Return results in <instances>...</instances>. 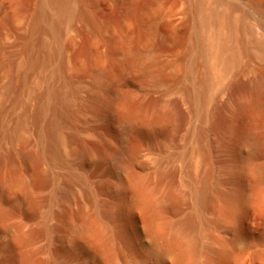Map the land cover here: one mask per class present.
Instances as JSON below:
<instances>
[{
    "label": "bare ground",
    "instance_id": "6f19581e",
    "mask_svg": "<svg viewBox=\"0 0 264 264\" xmlns=\"http://www.w3.org/2000/svg\"><path fill=\"white\" fill-rule=\"evenodd\" d=\"M186 7L185 13H178L177 19H180V14V17L186 15L191 22L189 39L185 51L174 53L168 61L161 60L154 53L152 46L161 34L169 33L175 27V21H168L170 15L165 14L157 15L151 24L144 27V37L140 40L131 41L124 38L112 50L102 53L99 57L71 61L61 43L62 34L76 22L83 23L96 32L102 27L86 0H35L33 11L25 15L26 18L23 15L16 28L12 27L3 36L0 35V41L6 37L8 42H3L6 45L0 46V204L5 202L7 192L13 188L21 190L22 195L20 194L19 198L22 201L19 198L18 201L25 204L32 201L28 185L22 176L12 169L15 161L40 162L48 160L49 157L56 158L60 148L63 151L67 149L70 156L86 160L88 152L83 136L89 132L74 125V114L85 118L89 113L95 119L105 115L104 113H110L113 101L123 99L125 103L129 99L137 81L143 85L141 89L138 88L140 94L147 87V90L162 87V96L179 92L182 103H191L200 121V126L197 125L199 129H196L197 134L201 140H208L211 151L216 148L214 145L217 141H221L228 148H232L237 141L241 142L240 147H243L246 153L233 160V164L226 169L231 176L230 180L237 182L233 190L225 194L229 201L240 200L246 193L260 198L264 196L261 188L264 165L254 163L255 156L264 151V138L252 130L236 133L229 127L217 126L206 105L224 97V102L233 114H239L245 108H249L253 113L264 112V0H189ZM130 12L131 9L125 7L122 14L128 16ZM4 53L8 54L3 58ZM73 70H85L89 81L70 78L68 73ZM239 81L243 83V87ZM210 86L217 87L215 94L207 92ZM105 106H108L109 110H105ZM127 107L119 110V141L120 150L126 152L128 157L126 160L117 158L114 163L116 170L124 176L120 183L122 185L118 183L120 186L117 184L116 187H119H114L116 190L113 188L119 199L114 194L118 201L115 200L117 203L112 211L111 208L110 212L97 211V215L88 216L89 218L81 219L78 224L72 225L70 233L73 244L69 249H72V255L77 250L83 254L84 251H90L92 253L88 252L89 255L95 256V253V258L109 264L117 252L113 241L120 238L117 240L126 241V247H134L133 250L140 257L143 256V259L147 256L157 261L176 254L181 260H189L188 264H195L192 258L200 248L198 236H190L184 225L195 233L198 228L201 230L203 220L201 221L200 212L204 205L210 203V174L204 173L199 186L196 184V187H191L195 210L192 215L184 218L186 224L182 226L178 222L174 225L171 223L172 226L168 230L164 229L165 224L159 222L161 213H157L155 209L158 204L153 199V190L146 181L149 178L140 176L139 173L136 175L137 171L135 174L131 171V166H138L139 163L137 148L129 143L127 131L131 127L137 129L138 139L143 140L148 126L140 111ZM93 134L108 140L102 131H94ZM199 149L200 153L204 152L201 155L203 158L200 157L207 161L208 153L202 151L201 146ZM194 181L196 182V179ZM12 201L14 203V200ZM130 204L141 205L151 211L149 221L153 239L144 249L140 248L141 246L137 248L134 243H128L130 240H124L126 234L128 235L124 231L126 229L120 231V228L114 232L110 228V220L121 218L126 211L125 207ZM29 211L32 212V209ZM31 212L27 218L32 216ZM21 228V225L10 226V234L19 238L23 233ZM231 235L237 239V234L236 237L233 232ZM15 240L19 242V239ZM204 249L212 256H222L219 251ZM20 253L16 255L17 261L14 259L15 261L11 262L58 263L55 257H49L51 260H33L29 254Z\"/></svg>",
    "mask_w": 264,
    "mask_h": 264
},
{
    "label": "rangeland",
    "instance_id": "374dc122",
    "mask_svg": "<svg viewBox=\"0 0 264 264\" xmlns=\"http://www.w3.org/2000/svg\"><path fill=\"white\" fill-rule=\"evenodd\" d=\"M86 2L102 27L96 32L89 26L76 22L62 34L61 43L66 49L67 58L71 61L78 58L99 57L102 53L112 50L124 38L131 41L140 40L144 37V27L151 24L160 14L170 15L168 21H175V27L169 33L161 34L157 42L153 43L154 53L161 60L168 61L174 53L185 51L191 32V22L186 15L181 17L180 15L185 13L189 0H86ZM34 4L35 0H0V24L3 26H0V35L3 36L12 27L16 28L21 17L24 15L23 17L26 18L25 15L33 11ZM125 7L131 9L128 16L122 14ZM178 13H181L179 20ZM2 40L0 46H3L5 42L8 43L6 37ZM7 54L4 53L2 57L4 58ZM68 75L70 78L89 81L85 70H73ZM139 82L134 84L131 96L125 103L123 99L113 101L110 113H104L105 115L95 119L89 113L85 118L74 114L72 119L74 125L89 132L83 136L88 152L86 160L70 156L67 149L63 151L60 148L56 158L49 157L48 160L40 162L30 160L12 162L14 172L21 175L28 185L27 189L28 192L30 191L32 201L29 204L21 202V190L13 188L7 192L5 202L2 201L5 204H0V211L4 212H0L4 214L3 216L0 214V264H13L11 260L16 259V255L20 252L29 254L33 260H51L49 257H55V261L59 264H86V262L87 264H104L99 258H95V253V256L89 255L88 252L92 253L90 251L80 249L85 253L77 250L72 255V249H69L73 244L70 230L72 225L78 224L81 219L97 215L95 214L97 211L98 213L104 210L112 211L119 199L114 189L122 185L120 183L124 176L122 172L116 170L114 163L117 158L126 160L128 157L126 152L120 150L121 142L119 141V110L126 108L127 105H130L127 109L140 111V115L148 126V135L146 134L143 140L138 139L137 129L131 127L127 131L129 143L137 148L139 163L138 166L132 165L131 169L134 170L131 171H134V174L137 171L136 175L139 173L140 176L149 178L146 181L153 190V199L158 204V208L155 209L157 213L159 211L161 213L159 222L165 224V227L161 224L164 229L168 230L172 224L179 223L182 226L186 224L184 218L192 215L195 210V203H193L195 199L192 197L191 187H196V184L199 186L200 178L204 173L210 174L208 190L210 203L204 205L200 212L201 221L203 220L201 230L198 228L197 233L193 230L192 233L188 226L184 225L190 236L195 234L198 236L200 248L193 255L194 261H191L195 264H264V196L260 198L246 193L243 200L236 201H229L225 196L237 184L230 180L231 176L226 169L233 164V160L246 153L244 148L240 147L241 142L237 141L232 148H228L221 141H217L214 145L216 148L211 151L208 140L206 138L201 140L197 134L196 129H199L200 121L191 103H182L179 92L162 96V87L157 90H147L148 87L144 86L146 89H143L145 91L140 94L138 92L142 83ZM239 84L243 87L242 82L239 81ZM216 91L215 86L207 89L210 94H215ZM215 100L206 105L217 126L229 127L236 133L252 130L264 138V112L253 113L249 108H245L241 113L233 114L231 108L224 102V97ZM105 110H109V107L105 106ZM94 131H102L108 140L95 136ZM194 135L198 136L197 139ZM200 146L203 149L201 150L209 155L207 161L202 159L201 155L204 152H199ZM254 163L264 165V151L255 156ZM117 184L118 187H116ZM261 188L264 192V179L261 181ZM18 198L21 201H18ZM125 208L126 211L121 218H112L113 221L109 219L110 228L114 232L119 231L120 228V231L126 229L127 231H124L128 235L124 236V240H130L128 243H134L133 245L137 248L141 246L140 248L144 249L153 239L152 228H150L151 211L137 204H130ZM29 209H32V212ZM28 211L32 214L29 218L26 217L29 214ZM160 215L158 214L159 217ZM13 225L22 226L21 238L10 234L9 228L14 227ZM232 232L235 233V237L237 234L236 240L232 237ZM14 237L19 239V242L21 239V244L17 241L18 245ZM22 237L25 239L23 240ZM117 239L120 238L113 241L115 245L113 247L118 250L116 249V256H113L109 264L189 263V260L186 258L181 260L182 258L175 256L176 254L165 256L157 261L147 256L143 259L141 254L142 257L133 250L134 247H128V249L127 243L124 244L126 241L123 242L121 239L120 242ZM204 248L219 251L222 256H212Z\"/></svg>",
    "mask_w": 264,
    "mask_h": 264
}]
</instances>
